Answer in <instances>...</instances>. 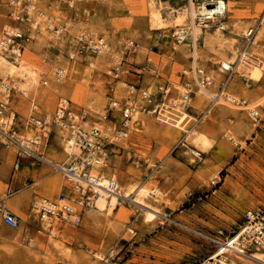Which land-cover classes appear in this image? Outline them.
<instances>
[{
    "label": "rangeland",
    "instance_id": "1",
    "mask_svg": "<svg viewBox=\"0 0 264 264\" xmlns=\"http://www.w3.org/2000/svg\"><path fill=\"white\" fill-rule=\"evenodd\" d=\"M37 1L50 18H70L71 34L85 28L103 37L107 49L89 58L93 64L89 67L79 58H66L63 38H50L45 32L36 36L19 60L36 72L37 83L25 88L19 77L0 76L13 82L11 105L22 118L30 114L32 105L38 116L51 115L59 97L78 109H101L111 95L118 100L127 96L125 81L154 90L156 83L169 77L173 89L179 91L180 71L191 55L212 76L213 91L224 79L219 64L235 65L226 93L245 103L220 99L206 111V97L196 94L181 124L135 115L128 138L109 147L112 153L102 165L106 174L115 173L122 197L112 194L104 210H85L78 226L58 223L53 233L39 227L30 202L33 196L52 198L66 191L62 173L46 161V165L40 162L33 167L23 164L15 172L14 152L0 147V208L21 220L17 229L0 226V264H181L202 260L211 248L183 227L220 229L228 234L246 210L264 207V28L248 43L243 37L259 17L264 0H227L225 30L204 29L207 35L197 40L196 47L188 30L180 44L171 37L177 27L173 17L183 15L187 0H74L73 12L54 0ZM6 2L0 0V32L11 24ZM83 9L90 11L84 19ZM152 10L163 17L157 25L163 28L152 25ZM179 19L183 24L178 26L186 28L188 19ZM127 41L137 44L133 53L124 49ZM245 49L244 63L237 64L238 54ZM119 61L125 72H119L116 79L112 70ZM56 67L67 72L60 84L54 81ZM251 109L257 112V119L250 115ZM194 131L201 133L207 147L195 139ZM60 135L54 131L52 142L61 144ZM233 136L237 144H233ZM41 147L37 152L60 165L63 154L55 144ZM141 186L150 192H131ZM8 188L11 195L6 194ZM154 189L159 195L152 194ZM11 197L12 202L18 199L17 204L8 202ZM260 252V261L249 258ZM248 255L235 259L239 264H264V250L252 249Z\"/></svg>",
    "mask_w": 264,
    "mask_h": 264
},
{
    "label": "built area",
    "instance_id": "2",
    "mask_svg": "<svg viewBox=\"0 0 264 264\" xmlns=\"http://www.w3.org/2000/svg\"><path fill=\"white\" fill-rule=\"evenodd\" d=\"M73 12L74 0H54ZM105 1V0H97ZM194 20L203 28H220L226 23L227 0H195ZM7 17L11 24L0 32V57L14 61L18 59L27 44L33 42L42 32L50 38L65 41L66 58L70 61L79 58L93 64L89 58L102 54L106 43L103 37L95 36L85 28L74 30L72 20L57 17L50 18L38 6L37 0H7ZM82 16H90L88 9L82 10ZM74 22V21H73ZM82 24L87 22L85 19ZM264 27V6L254 24L246 29L245 39L253 38L260 28ZM176 44L187 38L185 26H177L171 34ZM137 44L127 41L126 51L134 52ZM121 61L113 68V76L118 79ZM224 79L213 91V79L208 71L190 57V65L180 71L182 82L180 90L173 89L169 77L155 84V89L141 87L139 84L124 82L127 96L118 100L113 95L108 97L107 104L101 108H75L71 101L59 97L49 117L38 116L33 111L22 118L12 107L15 91L13 82L0 78V147L14 152L12 169L17 170L20 159L27 158L32 162H44V154L37 148L46 147L54 131L63 132L62 150L67 155L61 166L56 167L68 185L65 192L54 198L36 197L30 202V209L37 215V224L43 230L51 232L58 223L78 226L82 213L94 206V200L103 194L120 195V184L114 172L106 174L102 164L112 153L110 146L127 139L132 131L133 117L137 114L153 118L165 119L173 113L184 111L188 114L191 101L196 94L206 97L209 111L220 99L227 100L226 89L230 82L233 69L231 64H219ZM55 82H62L67 72L56 67L53 72ZM43 85L46 81L42 82ZM210 88V92L207 90ZM174 91V92H173ZM232 103H245L231 100ZM180 113V112H178ZM250 115L257 119V114ZM172 119V118H170ZM172 122V120L170 121ZM28 130H38L40 136L30 134ZM68 149V151L66 150ZM199 156V155H198ZM11 188L6 190L12 194ZM21 223L8 209L0 208V226L17 229ZM193 236L211 248L205 258L181 264H239L236 256L242 249L264 250V207L246 210L238 226L228 234L223 230L204 231L183 227Z\"/></svg>",
    "mask_w": 264,
    "mask_h": 264
},
{
    "label": "bare ground",
    "instance_id": "3",
    "mask_svg": "<svg viewBox=\"0 0 264 264\" xmlns=\"http://www.w3.org/2000/svg\"><path fill=\"white\" fill-rule=\"evenodd\" d=\"M195 10H196V7L194 8V4H193V1L192 0H187V5H186V7L183 9V11H182V16H177V17H173L174 18V20L177 22L176 23V25L175 26H178V25H180L181 23H182V20L181 21H179L180 19L179 18H183V19H188V24H187V27H186V31L188 30L189 31V33H190V36H191V41L193 42V47H196V42H197V40L199 39V38H201L202 36H206L207 35V33H205V30L206 29H208V28H203L201 25H199V24H197L196 22H195V20H194V17H195ZM171 12H173V11H171ZM171 12H169V14L171 13ZM226 12H227V5H226ZM150 13V12H149ZM179 14V13H178ZM150 15V18L149 19H151V21H152V25L153 26H157V25H159V24H162V21L164 20L163 19V17L159 14V12H154L153 10L151 11V13L149 14ZM180 15V14H179ZM149 17V16H148ZM150 21V22H151ZM175 21H173V22H175ZM181 22V23H180ZM183 24V23H182ZM181 24V25H182ZM186 25V24H185ZM158 27V26H157ZM156 27V28H157ZM225 24H224V27L222 28V29H220V28H214L213 30H219V31H221V30H225ZM159 28H163L161 25L157 28V29H159ZM262 28H264V27H262ZM205 29V30H204ZM261 29V28H260ZM156 30V29H155ZM246 33V32H245ZM204 36V37H205ZM186 39V38H185ZM205 39V38H204ZM250 40L251 39H246V43H248V42H250ZM105 49H107V45L105 46ZM137 49V48H136ZM195 52V48H194V51H193V53ZM246 55V49L245 50H242L239 54H238V57H237V64L239 63V64H242V63H244V56ZM192 56V55H191ZM195 56V55H194ZM194 56H193V58H194ZM20 57H21V55H20ZM19 57V58H20ZM19 58L18 59H15L14 61H10V60H7L6 58H4V57H0V76H2V77H5V78H7V77H13V76H15V77H19L20 78V80L22 79V80H24V86H25V88L26 87H30V85H33V84H36L37 83V75H36V72H34V71H30V70H28L27 69V67L26 66H23V64L24 63H26V62H24V61H20L19 60ZM195 59V58H194ZM25 60H26V58H25ZM21 64L22 63V65H20V66H16V65H13V64ZM221 64H229V63H227V62H221ZM232 65V64H231ZM30 66V65H29ZM234 68H235V65L233 66L232 65V69L234 70ZM34 69V68H33ZM212 77V76H211ZM213 79V78H212ZM55 81V80H54ZM15 82H18V81H16L15 80ZM63 82V81H62ZM62 82H59V84L60 83H62ZM21 85V84H20ZM23 87V86H22ZM29 88H27V90H28ZM56 91L58 90L57 88H54ZM23 90V89H22ZM24 92H26L25 91V89L23 90ZM207 92H209L208 90H207ZM227 100L230 102L231 100H235L236 101V99L235 98H233L232 96H229V95H227ZM242 102H245V100H241ZM178 112H180V113H178ZM177 113H173V117L171 116V117H169V116H167L166 115V117H165V119H162V118H160V117H158V118H156V119H158V120H160V121H162V122H165V123H169L171 120H172V122H170V123H179V124H181L182 123V121L184 120V118L185 117H187L188 116V114L186 113V112H184V111H178ZM250 113H253L252 115H254V114H257V112L255 111V110H253V109H251L250 110ZM46 117H49L50 116V114H47V115H45ZM134 118V117H133ZM170 118H172V119H170ZM193 125H195V123L194 124H192V126ZM175 126H177L178 127V125H175ZM185 132H187V131H185ZM60 137L62 138V140H61V142L63 143V139H64V134H63V132H61L60 131ZM201 134V133H200ZM199 134V135H200ZM37 136H40V134L38 133V134H36ZM192 135L193 136H195L196 138L195 139H197V141H199L201 144H203V145H205L206 146V141L204 140V139H202L199 135H198V133H196V131H194L193 133H192ZM230 135V134H229ZM234 137V136H233ZM228 138V137H227ZM230 138H232V137H230ZM194 142V141H193ZM232 142H233V144H237L238 143V141H237V139H236V137H234L233 139H232ZM61 143V144H62ZM198 144V143H197ZM196 144V145H197ZM202 146V145H201ZM209 146V145H208ZM203 147V146H202ZM201 147V148H202ZM207 147V146H206ZM63 149V148H62ZM66 150L68 151V149L66 148ZM47 162L50 166H52V167H54V166H61V165H57V163H56V161H54V160H51V159H45L44 160V162ZM103 165V164H102ZM54 169L55 170H57V171H59L56 167H54ZM60 172V171H59ZM134 190V189H133ZM148 190L146 189V188H144L143 186H141V187H138V189H136V191L134 190V191H131L132 193H140V195H145L146 193L148 194L149 192H147ZM152 192V194H157V195H159V192H158V190L157 189H154V190H152L151 191ZM111 195L112 194H110V193H106V194H103L102 196H100V197H98V198H96L95 200H94V206L92 207V208H94V210H97V209H102V210H104L105 209V207H104V203L106 202V201H108L109 200V198L111 197ZM119 196V198L120 197H122V195H118ZM128 196V195H127ZM137 196V195H136ZM44 198H46V197H44ZM8 202L10 203V204H17V202L16 201H18V199H14V202H12L11 200H13L12 199V197L11 198H8ZM20 200V199H19ZM134 202V201H133ZM141 203V202H140ZM104 207V208H103ZM145 210V209H144ZM148 212V211H147ZM155 212V211H154ZM153 213V212H152ZM52 233H53V231H51ZM240 256H236V258L238 257H241V256H243V257H246V256H249L248 255V250H244V249H242L240 252ZM262 255H263V253L262 252H260V253H258V254H256V255H251L249 258H251V259H253V260H256V261H260L261 260V258H262ZM263 262V261H262Z\"/></svg>",
    "mask_w": 264,
    "mask_h": 264
},
{
    "label": "crops",
    "instance_id": "4",
    "mask_svg": "<svg viewBox=\"0 0 264 264\" xmlns=\"http://www.w3.org/2000/svg\"><path fill=\"white\" fill-rule=\"evenodd\" d=\"M190 65V61H189V64L185 67V68H187L188 66ZM179 79H180V81H179V84L182 82V77L181 76H179ZM178 84V85H179ZM173 85V84H172ZM174 92V91H173ZM52 141H54V137H51L50 138V140H49V143H48V145L46 146V147H49V146H52V145H54L55 144V146H57L59 149H60V151H61V153L63 154V157H61V159H59V163H61V162H63V161H65V159H66V157H67V155L65 154V152L62 150V145L60 144V143H56V142H52ZM46 147H43L44 149L46 148ZM40 148H42V147H40ZM52 151V150H51ZM53 151H56V149H53ZM59 152V151H58ZM41 153H43V154H45L44 152H41ZM14 158H15V155H14ZM44 158H46L45 157V155H44ZM47 159V158H46ZM13 161H14V159H13ZM38 163H40V162H32L30 159H27V158H22V159H20V164H19V167H18V169L17 170H14L15 172H18V170L21 168V166L23 165V164H26V165H28V166H31V167H33V166H35L36 164H38ZM43 164H45L44 162H42ZM46 165V164H45ZM65 192V191H64ZM58 195V194H57ZM56 195V196H57ZM56 196H54V197H56ZM36 197H38V196H33L32 197V199L33 198H36ZM54 197H52V198H54ZM51 198V199H52Z\"/></svg>",
    "mask_w": 264,
    "mask_h": 264
}]
</instances>
